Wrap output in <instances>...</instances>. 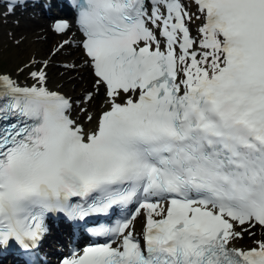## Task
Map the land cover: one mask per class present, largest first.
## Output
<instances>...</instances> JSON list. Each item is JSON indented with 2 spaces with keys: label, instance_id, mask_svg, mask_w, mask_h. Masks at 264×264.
<instances>
[{
  "label": "snow or ice",
  "instance_id": "obj_1",
  "mask_svg": "<svg viewBox=\"0 0 264 264\" xmlns=\"http://www.w3.org/2000/svg\"><path fill=\"white\" fill-rule=\"evenodd\" d=\"M77 7L91 91L50 89L47 61L19 69L27 85L0 72V250L35 253L50 214L119 211L62 264H264V0Z\"/></svg>",
  "mask_w": 264,
  "mask_h": 264
},
{
  "label": "bare ground",
  "instance_id": "obj_2",
  "mask_svg": "<svg viewBox=\"0 0 264 264\" xmlns=\"http://www.w3.org/2000/svg\"><path fill=\"white\" fill-rule=\"evenodd\" d=\"M199 23V21H194V35L197 32ZM80 38L79 33L73 29H70L66 34H58L42 15L24 19L10 16L5 10L0 11V53L3 56L11 55L13 57L8 67L15 69L21 58L28 55L29 59L23 63L24 65L30 60L41 61L43 59V61H47L48 87L70 96L73 101H79L87 91L92 90L94 79L91 70L83 67L85 59L83 50L77 47L79 43L77 40ZM17 41H19V44ZM65 41H68L71 46L65 45L59 53L56 50L52 52L51 49H55L57 44H63ZM51 44H54V46L48 50L47 46ZM41 54L42 56H40ZM62 62L76 64L79 70H66ZM0 72L8 73L7 71ZM26 75V73L15 70L11 76L22 85L31 84V79H26ZM102 99V95L97 97L90 110L98 114L102 108ZM74 107L73 118L79 119V122L84 125L85 131L94 128V124H89L84 119V116L80 113V107L77 105H74ZM139 225L140 218L137 219L136 230H140ZM62 237L64 238L65 235H62ZM58 240H61L60 236L52 235V242ZM240 245L242 246V241Z\"/></svg>",
  "mask_w": 264,
  "mask_h": 264
},
{
  "label": "rangeland",
  "instance_id": "obj_3",
  "mask_svg": "<svg viewBox=\"0 0 264 264\" xmlns=\"http://www.w3.org/2000/svg\"><path fill=\"white\" fill-rule=\"evenodd\" d=\"M1 11V10H0ZM194 24V23H193ZM54 43V42H53ZM55 44V43H54ZM54 44H51V45H48V50L51 49L52 46H54ZM52 50V49H51ZM14 55V54H12ZM15 56V55H14ZM42 56V54L40 55ZM13 57L11 55H8V56H3L1 53H0V71H7L9 74L12 75V73L15 71V70H19L21 68L24 67V62L27 61L29 59V55L28 56H23L21 58V61L16 65V68L13 69V68H10L8 67V65L11 63ZM41 61H43V59H41ZM63 63V62H62ZM51 72V70H49ZM73 71V70H72ZM256 238H262L261 236V233L259 232V230H257V237ZM251 239L248 238L247 236L245 237L244 240H242V246H249L251 244Z\"/></svg>",
  "mask_w": 264,
  "mask_h": 264
}]
</instances>
